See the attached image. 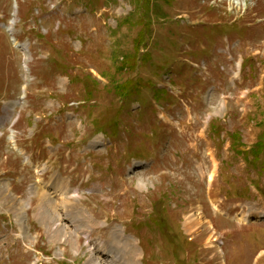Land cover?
<instances>
[{
	"label": "rangeland",
	"instance_id": "obj_1",
	"mask_svg": "<svg viewBox=\"0 0 264 264\" xmlns=\"http://www.w3.org/2000/svg\"><path fill=\"white\" fill-rule=\"evenodd\" d=\"M110 119L108 149L94 121ZM0 122V190L16 199L0 196V264H88L89 242L128 264H264V170L231 145L264 133V0H0ZM63 186L80 249L42 221V193L58 207Z\"/></svg>",
	"mask_w": 264,
	"mask_h": 264
},
{
	"label": "bare ground",
	"instance_id": "obj_2",
	"mask_svg": "<svg viewBox=\"0 0 264 264\" xmlns=\"http://www.w3.org/2000/svg\"><path fill=\"white\" fill-rule=\"evenodd\" d=\"M12 139L13 140L15 139L14 136L12 137ZM26 160H27V163L29 165H33L32 161L30 159L26 158ZM213 178H214V174L212 175L210 181H212ZM56 182H57V184H60V180L58 178L56 179ZM31 194L36 195V194H38V191L33 188L31 191ZM0 196L5 197L7 200L9 199L11 203H14V201L16 202V199H14V198L10 199L9 198L8 192L6 191L5 187H2V189L0 190ZM42 198H43V202L41 204L42 209L46 208L47 212L50 214L49 217H45V216L42 217V221H47L46 219H48V223H45V224L48 226L49 232H53L55 236L59 234L60 240L65 239L66 242H70L72 245H74V246L76 245L77 249H80L81 248L80 243H79L80 234L78 232H83V230H82V228H80L79 221L77 220V218H78L77 214H79L77 212L78 210L76 207L72 208L73 204L71 202L72 199H78L79 196L78 195L71 196L70 192L68 191V188L66 186L64 188V186H63L61 189V194H60V205L61 206L56 207L53 204L52 200L48 197V195L45 192H44V194L42 193ZM17 206L20 207V209H18V210H20V212H19L20 215L23 216L26 213V211H25L26 210V204L19 203V204H17ZM62 210L64 211V213H62ZM87 218L90 220V217H87ZM53 220H56L55 222H53L55 224L54 228L49 229V228H52L51 223ZM244 220H246V219L244 218ZM49 221H50V223H49ZM194 221H196V222L198 221L199 225L202 223V220L199 217L195 218ZM89 223H91V222H89ZM90 226H88V227L90 228ZM91 229H93V228H91ZM80 230H82V231H80ZM66 232H69V233L70 232H76L75 233L76 238H74V239L72 238L69 240V238H67ZM55 236H53V237H55ZM88 248H89L90 253H91V257H90V260L88 261V264H128L121 257H119L117 254H115L112 249L107 247V245L101 246L98 243L89 242ZM106 255H108V256L106 257Z\"/></svg>",
	"mask_w": 264,
	"mask_h": 264
},
{
	"label": "trees",
	"instance_id": "obj_3",
	"mask_svg": "<svg viewBox=\"0 0 264 264\" xmlns=\"http://www.w3.org/2000/svg\"><path fill=\"white\" fill-rule=\"evenodd\" d=\"M123 67L122 68H120L121 70V72H123V71H125L128 67H129V64L128 63H123ZM135 66H132L131 68H134ZM96 83V82H95ZM97 84V83H96ZM148 84H149V86L150 85H152V82H148ZM140 85L138 84V83H135V82H129L128 84L126 83V84H124V85H121V86H117L116 87V92L118 93V96L120 97L119 99H121L123 102H124V100H128V99H131V98H133V96H134V94L133 93H135L138 89V87H139ZM86 91L88 92V94L90 95L91 93H90V87H88L87 86V88H86ZM120 100V101H121ZM121 101V102H122ZM120 113V112H119ZM111 121V120H110ZM110 121L108 120V121H105V122H103V123H99V120H96V121H94L95 123H94V127H95V132L97 133V132H102V131H100L99 129H100V127H103L104 125L106 126L107 124H109L110 123ZM110 133H111V135H113L115 138L117 137V136H115L111 131H109ZM213 134L216 136V138H220L221 137V135H220V133H221V128L220 127H218V126H216V125H214L213 126ZM233 141H234V143H233V148L235 149V151H237V153L239 154V155H243L244 157H245V159L248 161V163L250 164V165H253V164H256L258 161H259V159L261 158V157H264V133L261 135V137H260V140H259V142H258V144L255 146V147H253L252 148V150L251 151H248V152H241V151H238L237 149H238V146L239 145H237L238 143H239V140H238V138L236 137V136H234L233 137ZM250 157H252V160H250ZM154 221V220H153ZM157 221V220H156ZM155 223V222H154ZM158 225H160L161 227H162V225L161 224H158ZM163 228V227H162Z\"/></svg>",
	"mask_w": 264,
	"mask_h": 264
}]
</instances>
